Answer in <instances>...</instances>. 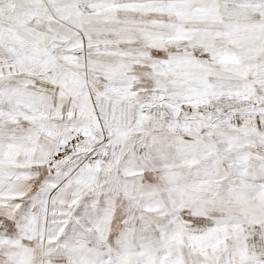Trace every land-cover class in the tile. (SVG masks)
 Returning <instances> with one entry per match:
<instances>
[{"label":"snow or ice","instance_id":"1","mask_svg":"<svg viewBox=\"0 0 264 264\" xmlns=\"http://www.w3.org/2000/svg\"><path fill=\"white\" fill-rule=\"evenodd\" d=\"M0 264H264V0H0Z\"/></svg>","mask_w":264,"mask_h":264}]
</instances>
